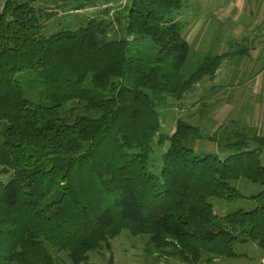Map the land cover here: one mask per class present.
Returning a JSON list of instances; mask_svg holds the SVG:
<instances>
[{"label":"trees","instance_id":"16d2710c","mask_svg":"<svg viewBox=\"0 0 264 264\" xmlns=\"http://www.w3.org/2000/svg\"><path fill=\"white\" fill-rule=\"evenodd\" d=\"M186 1L129 0L109 22L47 33L55 13L0 0V264H57L52 250L86 263L123 228L185 263L237 256L250 240L264 249V136L232 131L220 157L196 155L185 142L198 129L181 119L160 132L158 103L214 76L223 58L180 78L190 44L175 12ZM240 178L263 188L245 196Z\"/></svg>","mask_w":264,"mask_h":264},{"label":"rangeland","instance_id":"374dc122","mask_svg":"<svg viewBox=\"0 0 264 264\" xmlns=\"http://www.w3.org/2000/svg\"><path fill=\"white\" fill-rule=\"evenodd\" d=\"M19 1H31L34 6L42 8L48 13L53 12L56 14L47 21V33H52L62 27L77 28L85 25L92 17H99L104 19L105 22H109L129 2V0H98L97 3L95 2L87 7L76 9L73 2L63 4L58 0ZM227 2L228 0H187L182 8L175 12L177 20L183 24L182 32L184 34L186 29L191 30L194 25L201 24L203 28L202 34H200L202 28L195 36L190 33L189 55L180 71V78L182 80H186L195 72L204 62L206 56H217V52L223 48V38L226 36L228 30H230L225 25L223 17L227 9ZM257 2L258 0H253L247 16L250 12L254 14L259 11V4ZM233 21L229 19L227 23H233ZM114 25L116 26L117 24ZM190 30L186 32H190ZM110 35L114 36L113 33H110ZM233 35V33H229L227 37L231 38ZM21 79V82L25 84L26 81L22 77ZM199 82H201L200 85H193L179 100L173 96H168L165 101L158 103L159 119L161 122L160 132L165 135H171L175 131L177 120L181 119L198 129V133L185 142L196 155L217 153L220 157H225L232 151L230 152L228 149L226 150V148L223 149L221 147L228 142L232 133L231 131L237 129L243 130L247 132L248 137H253L255 133L252 132L250 134V132L242 129L236 123L230 122L223 126L225 118L231 112L228 113L229 110L226 109L219 111V113L217 111V113H214L212 106L210 105V109V106L208 107V103L206 104L205 101L211 94L208 84L203 83V78ZM261 136H264V128ZM155 140H158V136ZM168 145V142L164 144L163 148H160L157 144L155 145V152L152 153L154 163L161 164L162 152L160 151L164 148L166 149ZM248 147H258V141L249 140ZM258 152L261 165L264 167V146H261ZM1 168L2 166L0 165V170ZM7 181L8 175L0 173V182ZM234 185L245 196L256 194L263 188L259 184L252 183L245 178H240L234 182ZM214 211L216 214L222 216L226 213L227 208L222 207L219 203H215ZM109 246V248H102L91 252L89 261L82 264H207V262L215 260H217L218 264H264V249L252 240L236 244L235 253L237 256L215 258L208 253H203L201 260L197 263L180 261L177 257L167 253L171 247L160 250L151 242L149 235L133 233L131 228H123L118 236L110 240ZM52 255L56 259L57 264H71L66 252L52 250Z\"/></svg>","mask_w":264,"mask_h":264},{"label":"crops","instance_id":"0c3cea01","mask_svg":"<svg viewBox=\"0 0 264 264\" xmlns=\"http://www.w3.org/2000/svg\"><path fill=\"white\" fill-rule=\"evenodd\" d=\"M257 3L259 11L254 13L256 16L251 12L247 16L253 0H228L223 17L230 30L223 38V48L217 52L223 59L214 76H205L203 83H207L211 91L205 100L207 106L211 105L214 113L226 109L231 112L223 126L236 123L242 129L261 136L264 128V0ZM229 19L234 20L233 23H227ZM201 28L198 24L191 30L186 29L190 32L183 33L185 39L189 42L190 33L195 36ZM229 33H233V37H227ZM210 262L207 264H218L217 260Z\"/></svg>","mask_w":264,"mask_h":264}]
</instances>
